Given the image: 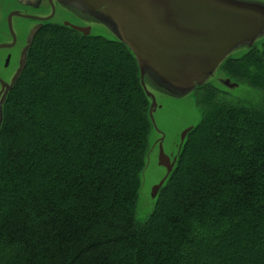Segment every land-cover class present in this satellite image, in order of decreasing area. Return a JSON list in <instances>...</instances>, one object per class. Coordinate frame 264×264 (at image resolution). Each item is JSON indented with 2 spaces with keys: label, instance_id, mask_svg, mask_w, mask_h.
Instances as JSON below:
<instances>
[{
  "label": "trees",
  "instance_id": "obj_1",
  "mask_svg": "<svg viewBox=\"0 0 264 264\" xmlns=\"http://www.w3.org/2000/svg\"><path fill=\"white\" fill-rule=\"evenodd\" d=\"M223 70L264 92V46ZM206 88L201 123L147 221L153 129L131 52L50 25L0 133V264H264V101Z\"/></svg>",
  "mask_w": 264,
  "mask_h": 264
},
{
  "label": "water",
  "instance_id": "obj_2",
  "mask_svg": "<svg viewBox=\"0 0 264 264\" xmlns=\"http://www.w3.org/2000/svg\"><path fill=\"white\" fill-rule=\"evenodd\" d=\"M57 1L74 17L73 21L58 20L60 26L89 37L94 36L93 25H100L113 36L110 41L123 44L131 52L139 66L141 86L150 102L152 132L156 130L160 135L153 147L150 137V151L141 175L139 196L150 155L157 151L158 165L165 170V176L152 192L155 208L160 192L166 187L177 168L190 134L199 124L186 128L175 150L167 153L164 144L165 135L157 127L154 117L159 108L154 91L171 98H184L198 88L208 85L226 61L234 59L231 56L236 51L246 49L247 52L242 57L244 58L259 41L264 40V2L258 0ZM51 19L52 17H48L41 20ZM44 26L41 24V28ZM32 38L14 75L8 82L0 78V133L9 96L27 66ZM220 82L227 89H236L240 85L228 76Z\"/></svg>",
  "mask_w": 264,
  "mask_h": 264
},
{
  "label": "rangeland",
  "instance_id": "obj_3",
  "mask_svg": "<svg viewBox=\"0 0 264 264\" xmlns=\"http://www.w3.org/2000/svg\"><path fill=\"white\" fill-rule=\"evenodd\" d=\"M264 2V0H258ZM75 23L80 24L78 21ZM92 35L102 36L109 40L113 36L105 28L100 25H93ZM264 40L256 44V48L263 49ZM246 49L236 51L231 58H242L246 54ZM227 73L219 70L214 79L208 85L218 89V101L234 105H241L248 108H262L264 101V92L251 87L247 83H241L236 89H227L220 82L226 78ZM206 88H199L189 96L181 99L171 98L160 92L154 91L157 98L159 108L155 113V121L159 130L165 135V151L171 153L175 150L176 145L180 141L182 132L188 127H194L202 121L203 110L200 101ZM160 138L156 130L151 133V146ZM165 176V170L158 165L157 151L151 153L147 169L143 175V188L138 200V208L136 220L139 224L147 221L154 208V200L152 199L153 189Z\"/></svg>",
  "mask_w": 264,
  "mask_h": 264
},
{
  "label": "flooded vegetation",
  "instance_id": "obj_4",
  "mask_svg": "<svg viewBox=\"0 0 264 264\" xmlns=\"http://www.w3.org/2000/svg\"><path fill=\"white\" fill-rule=\"evenodd\" d=\"M48 17L52 19L41 20ZM58 20L73 21L74 17L68 14L57 0H0V78L2 80L8 82L17 71L30 38L33 37L32 48L35 41L41 37V30L50 24L59 25ZM41 24L45 26L41 28Z\"/></svg>",
  "mask_w": 264,
  "mask_h": 264
}]
</instances>
